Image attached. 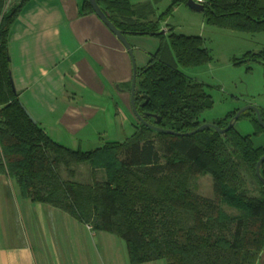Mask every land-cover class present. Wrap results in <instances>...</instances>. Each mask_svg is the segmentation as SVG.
Masks as SVG:
<instances>
[{
  "label": "trees",
  "instance_id": "1",
  "mask_svg": "<svg viewBox=\"0 0 264 264\" xmlns=\"http://www.w3.org/2000/svg\"><path fill=\"white\" fill-rule=\"evenodd\" d=\"M26 0L6 8L0 0V174L6 173L33 202L58 208L94 231L112 233L127 245L130 264L165 259L167 264H257L264 249V184L256 166L264 145L235 126L220 133L206 128L192 135L157 132L137 117L125 141L83 151L66 147L26 113L11 82L8 34ZM109 19L127 36H157L158 51L137 70L135 101L144 120L164 129L188 133L204 122L214 101L207 84L186 73L211 60L203 37L158 33L174 8L188 0H97ZM209 25L243 32L264 31V0H207ZM94 12L85 1L82 13ZM250 57L264 65V49ZM255 134L264 132L254 110ZM262 111V110H260ZM238 109L215 124L229 125ZM250 115L247 111L242 115ZM263 120L264 113L261 112ZM241 115V116H242ZM89 163L105 178L84 183L61 176V167ZM264 179V161L260 167ZM252 175L260 195L249 196L242 174ZM209 174L213 197L197 194L191 181ZM223 204L239 214L229 215Z\"/></svg>",
  "mask_w": 264,
  "mask_h": 264
},
{
  "label": "crops",
  "instance_id": "2",
  "mask_svg": "<svg viewBox=\"0 0 264 264\" xmlns=\"http://www.w3.org/2000/svg\"><path fill=\"white\" fill-rule=\"evenodd\" d=\"M85 1L26 0L9 31L8 54L13 86L36 122L60 144L89 151L117 141L107 137L108 128L128 123L134 132V61L137 70L146 67L160 42L155 36L129 34L132 57L95 12L82 13ZM160 3L155 5L157 15ZM162 28L170 32L167 20ZM10 181L0 174V264H39L40 235L32 225L29 231L18 227L21 220L13 215L8 195ZM29 203L32 209L58 211L46 203ZM257 264H264V249Z\"/></svg>",
  "mask_w": 264,
  "mask_h": 264
},
{
  "label": "rangeland",
  "instance_id": "3",
  "mask_svg": "<svg viewBox=\"0 0 264 264\" xmlns=\"http://www.w3.org/2000/svg\"><path fill=\"white\" fill-rule=\"evenodd\" d=\"M17 0L15 3H19ZM205 2L207 0H204ZM170 0L159 5L162 13L169 6ZM173 31L187 35H199L204 45L210 50L211 60L203 66L189 68L186 73L207 84L206 90L212 96V108L202 113L201 121L215 123L230 112L241 110L246 106L255 105L264 113V65L261 61L250 57L251 52L264 49V31L250 33L221 29L211 26L206 21L204 12L192 10L185 3L177 5L167 19ZM166 30V29H165ZM149 36V35H147ZM161 41V39L155 36ZM235 123V128L242 135H250L254 145H264V132L255 134L257 126L252 121L254 112L247 110ZM252 115V116H251ZM110 139L125 141L131 137L130 124L125 127L108 128ZM105 137V138H107ZM108 142H112L108 140ZM107 142V143H108ZM106 143L100 144L103 147ZM97 147L95 146L94 149ZM61 167V176L89 183L94 179L105 178V171L92 170L89 163H79ZM244 188L249 196L260 195V186L256 179L247 172L242 174ZM8 195L11 200L15 217L21 220L19 228L29 231L32 225L39 233L42 254L39 264H123L129 262L126 242L115 234L94 231L89 225L80 223L68 213L57 208V212H46L40 208H29V198L22 196L20 188L10 178ZM192 189L202 196L213 197V179L205 174L191 181ZM223 210L233 216L239 212L223 204ZM31 217L33 223L26 217ZM37 221V222H36ZM46 221V222H45ZM166 262L165 259H162Z\"/></svg>",
  "mask_w": 264,
  "mask_h": 264
},
{
  "label": "water",
  "instance_id": "4",
  "mask_svg": "<svg viewBox=\"0 0 264 264\" xmlns=\"http://www.w3.org/2000/svg\"><path fill=\"white\" fill-rule=\"evenodd\" d=\"M88 1L90 2L91 6H92V8L94 10V12L114 32V34H116V36L121 40V42L125 45V47L128 49V51L130 52V54L133 57V50H132L131 44H130L128 38H127V35L122 30H120L109 19V17L103 11V9L101 8V6L99 5V3H98L97 0H88ZM187 6L190 7L192 10L198 11V12H202L205 9V5L203 3L197 2L196 0H188L187 1ZM165 32H166V30L162 28V30L160 32H158V33H165ZM11 82H12V77H11ZM136 82H137V67H136L135 61H134V74H133L132 86H131V104H132L133 112H134L135 116L137 117V119L140 122H142L143 124H146L147 126H149L150 128H152L153 130H155L157 132H163V133H169V134H176V135H192V134H194L196 132H199V131H201L203 129H206V128H214V129H216L220 133H225L226 131H228L229 129H231L232 127L235 126L236 121L240 118V116L242 115L243 112H245L247 110H250V109H252V110H254L256 112L257 117H258L261 125L264 127V120H263V117H262L260 108H258L255 105H249V106L244 107L241 110H238V112L230 120L229 125L226 128H222V127H220L219 125H217L215 123L205 122L201 126H199L196 130H194L192 132L181 133V132H176L174 130L164 129V128H160V127L155 126V125H151V124L147 123L144 120V118H142V116L138 112L137 105H136V101H135ZM12 84H13V82H12ZM23 108L25 109V111L28 114V116L34 122H36V120L33 118V116L29 113V111L26 109V107L24 105H23ZM263 161H264V155L261 157L260 161L258 162V164L256 166V173H257V176L262 181V183L264 184V179H263V177L261 175V170H260V167H261V164H262Z\"/></svg>",
  "mask_w": 264,
  "mask_h": 264
},
{
  "label": "built area",
  "instance_id": "5",
  "mask_svg": "<svg viewBox=\"0 0 264 264\" xmlns=\"http://www.w3.org/2000/svg\"><path fill=\"white\" fill-rule=\"evenodd\" d=\"M16 1L17 0H6V8L7 9L10 8L12 5L15 4ZM196 1L199 2V3H205L204 0H196Z\"/></svg>",
  "mask_w": 264,
  "mask_h": 264
}]
</instances>
